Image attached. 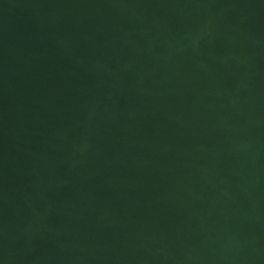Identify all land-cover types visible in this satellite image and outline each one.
<instances>
[{
    "label": "water",
    "instance_id": "obj_1",
    "mask_svg": "<svg viewBox=\"0 0 264 264\" xmlns=\"http://www.w3.org/2000/svg\"><path fill=\"white\" fill-rule=\"evenodd\" d=\"M0 264H264V0H0Z\"/></svg>",
    "mask_w": 264,
    "mask_h": 264
}]
</instances>
